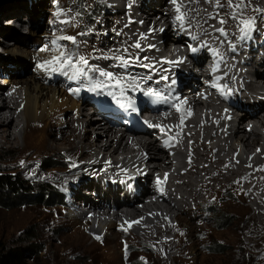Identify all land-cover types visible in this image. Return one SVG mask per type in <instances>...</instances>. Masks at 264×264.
Segmentation results:
<instances>
[{
	"label": "bare ground",
	"instance_id": "bare-ground-1",
	"mask_svg": "<svg viewBox=\"0 0 264 264\" xmlns=\"http://www.w3.org/2000/svg\"><path fill=\"white\" fill-rule=\"evenodd\" d=\"M108 1L112 11L110 14L106 7L104 13H108L111 32L99 41V46L111 54L113 48L109 49L108 44L115 47L119 43L117 33L123 35L127 46L140 43L142 50L132 47L133 56L154 67L137 66L128 71L151 76L145 88L163 90L165 95L180 97L183 103L171 98L167 103H155L139 90L129 91L127 95L136 104V111H132L119 107L107 95L86 90L72 94L66 90L77 84L37 67L51 59L53 53L39 52L29 58L22 49L26 45L21 44L23 37L18 34L24 21L16 25L21 17L7 19L2 30L9 33L0 38L1 52L7 54L0 57V145H8L15 153L17 159L12 166H21L23 170L36 166L39 178L50 180L59 193L69 197L68 237L103 242L98 264H124V249L129 242L120 240L123 233L148 244L149 255L163 256L159 247L179 242L183 222L184 233L196 238L189 244L193 254L186 264H197L202 250L197 239L209 233V227L203 228L202 223L211 225V218L200 213L203 204L238 214L239 219L227 233L240 253L238 259L264 264V242L256 252H241L242 238H247V245L259 244L264 230V87L260 86L264 80V17L255 19L251 38L241 40L240 24L230 26L224 8L216 10L214 3L205 0L195 4L180 0L189 9L186 31L175 27L177 13L170 0ZM151 2L156 5L148 6ZM217 12V19H210ZM27 13L35 22L31 11ZM67 19L60 18L56 34L36 35L32 29L29 34L36 39L74 36L78 21L61 22ZM220 19L227 21L221 26L228 34L226 37L217 31ZM10 21L12 24H6ZM102 25L106 26L107 21ZM175 35L179 38L170 40ZM11 39L13 46L7 41ZM168 40L172 44L165 46ZM189 45L198 51L193 53ZM87 51L93 54L90 46ZM164 54L168 61L182 62L165 63ZM189 54L215 57V69L221 77L218 84H227L230 94L222 96L216 89H205L198 81L204 71L202 64L193 68ZM30 63L35 71L19 77L30 68ZM109 64L113 62L108 60L106 66L101 65L113 72H123ZM255 67L262 69L258 76ZM186 70H193L195 76L194 82L184 89L180 73ZM161 76L168 79L162 80ZM172 104H177L179 111ZM147 109L153 113L151 123L159 126L152 131L161 136V143L152 140L149 131L140 125L132 126V131L122 126L124 120L135 122ZM49 156L56 159L48 161ZM127 168L136 170L139 178H130ZM85 188H95L94 194L84 191ZM122 191L124 205L119 199ZM74 197L82 199L84 205L74 202ZM109 197L111 203L107 201Z\"/></svg>",
	"mask_w": 264,
	"mask_h": 264
},
{
	"label": "rangeland",
	"instance_id": "rangeland-1",
	"mask_svg": "<svg viewBox=\"0 0 264 264\" xmlns=\"http://www.w3.org/2000/svg\"><path fill=\"white\" fill-rule=\"evenodd\" d=\"M221 2L226 4V0H221ZM103 7H107L109 13L111 14L112 10L110 7V2L108 0H80V2H78L77 0H0V22L4 27L3 24L5 23V20H7L8 18L15 19L17 18V16L21 17V20L24 21L23 24L25 25L21 29H19L18 34L19 36L23 37V41L21 44L23 43L26 44L25 46L22 45V49L25 53H27V55H29V58H33L37 53H39L38 51L39 48L43 47L44 44L45 45L50 44V42L54 38L40 37L39 39H36V37H32L29 34V29L35 31L36 35L56 34V29H58L57 26H59L57 24L61 17L69 18V16H75V14L79 12L81 13V15L75 18V20L78 21V26L75 27L76 36L74 35V37H76L77 40L80 42L79 50L86 57H93V56L99 57L101 55H110L106 52L105 49L99 46V41L104 40L105 38L104 36L108 35V33L111 32V30L109 29L111 22L108 19H106L107 17L109 18V16L106 17L108 13L107 14L101 13L99 10ZM26 9L31 11V13L34 15L33 17L35 19V22L34 20H31ZM254 9H264V0H251V3L249 4V6L247 7V9L243 14V18L247 19L251 17L256 19L258 16H261L259 14L260 12L257 13V11H255ZM223 10H224L223 13L225 14L228 20V24L230 26H235L239 24V19L233 20L231 18L232 9L225 6ZM58 11H64L67 14L64 16H58L57 15ZM228 12L230 14H228ZM5 17L7 19H3ZM26 21H28V23H25ZM103 21L105 22L107 21L106 26L102 25ZM16 25L19 24L17 23ZM125 32L127 34L129 33V31L127 30H125ZM6 33H9V31L5 32L0 28V38L5 37ZM79 33H84V34L78 35ZM121 36L123 35L118 34L116 36L117 40L120 41L119 43L115 44V47L113 44H111L112 46L108 44L110 46L109 49L113 48L112 51L116 49L119 50L121 49L122 51L123 49L128 48V52H130V54L133 55L132 52L134 50L132 46L125 45L124 44L125 39ZM12 40L13 39L7 40L10 41L11 46L14 45V42ZM32 41L33 43H31ZM70 45L67 44V47H70ZM89 46L91 47V51L93 54L88 53L87 49ZM1 51L2 50L0 49V57L7 56V54L4 55V53H2ZM45 53L46 52H40V54L42 55ZM107 61L108 60H103V59L90 60L92 64L100 65L101 67L103 66L101 64H104V66H106ZM109 61L113 62V64L115 62L113 60H109ZM32 63H30V68H28L26 72L22 71L18 76L24 78L31 75L35 71L34 69H31ZM0 67H2L1 63H0ZM10 67L12 68L14 66H10ZM70 89L71 88H69L66 91H70ZM61 90L64 91V89L62 88ZM84 112L85 114L88 115V111L86 108ZM246 123H244V125ZM89 133L92 134L93 132L89 130ZM16 159L17 158L15 153L9 148L8 145H3V146L0 145V174L16 177L30 191H33L34 189L40 186L51 189L59 196H61L64 205L56 206L54 205V202H51L49 206H43L41 204H33V205L15 206L9 208L0 207V248H9L13 245L20 244L21 242L24 241L25 237L26 238L30 237L28 233L29 229H30V234H31V230L33 229L34 231L33 233L38 238L37 242H39L38 245L39 248L42 250V253L37 255L36 257L34 256L32 260H29L28 261L29 264H98V261L101 260V258H99L100 253L104 250L103 242L97 241L92 243L93 241L92 238L88 239L83 237L78 240H72L70 239V237H68L71 232L70 230L71 224L68 221L69 220L67 215L68 211L66 208V206L71 203L68 201L69 197L59 193L58 188L52 185L50 183V180L39 178L37 176L36 166L29 167L30 169L28 168L25 170H23L21 166L19 167L12 166L13 162H15ZM46 159L48 161H52L55 160L56 158L49 156ZM78 195L84 197V195L80 194V192ZM107 201L111 203L112 198L109 197ZM200 213L211 218L210 224L212 226L209 225V222L206 221L202 223L203 228L209 227V233L205 234L206 237L201 236L200 238L197 239V243L200 245V247H202V250L199 251V261L197 264H248L245 261L242 260L240 261V259H238L240 253H238L234 249L236 247V244L233 241H231L230 237L227 235V233L231 230L234 223H236V221L239 219V217H236L238 216V214L234 216L229 212L228 213L220 212L216 207L210 204H203L201 206ZM214 213L221 215L223 220L227 219L226 220L227 225H224V227L222 228L218 227L219 224L218 220H216L213 216H211V214ZM247 217L248 216H244L245 219H247ZM185 229H186V223L183 222L181 224L180 234L178 235V240H179L178 243L171 242L167 246L163 245L159 247V249L164 252L163 256H158L154 253H152V255H149L150 253L147 249L148 244L142 241L133 240V238L129 237L126 233H123L120 237V240L122 242H129V244L124 249V254H123L124 256L122 259L123 263L124 264H131V263L132 264H186L188 263V261L190 260L189 257H191L193 254V250L190 248L189 244L191 243V241L192 242L195 241L196 238L194 236L186 235L184 233ZM262 233H263L262 240H260L259 244H256L255 242L252 245H247L245 243V240L247 238L246 237L242 238L241 252H247V253L251 251L256 252L258 251V248L260 249L261 247H263L264 230ZM169 236L171 237L172 235H168V237ZM155 243L157 244V241H155ZM209 244L213 246L220 244V247H222L225 250V252L210 254L206 251L207 245ZM168 249H171V252L170 251L167 252ZM234 256L236 257V259ZM202 258H204V262ZM158 260L161 261L158 262Z\"/></svg>",
	"mask_w": 264,
	"mask_h": 264
},
{
	"label": "snow or ice",
	"instance_id": "snow-or-ice-1",
	"mask_svg": "<svg viewBox=\"0 0 264 264\" xmlns=\"http://www.w3.org/2000/svg\"><path fill=\"white\" fill-rule=\"evenodd\" d=\"M170 2L175 6V11L177 13L175 17V23L179 25L181 30H187L185 25L190 23V19L187 16V5L180 2V0H170ZM190 3H199V0H189ZM206 3H214L215 7L222 9L225 6L232 9L231 18L233 20L239 19L241 40H247L251 38V34L255 31L256 21L254 18H243V14L251 0H226V4L222 3L221 0H205ZM257 12L261 13V16H264V9H254ZM67 13L64 11H58V16H64ZM81 13L77 12L75 16H69L67 20H62V23L72 24L73 20L80 16ZM219 12L216 16L210 17V19H217ZM221 25L227 23L226 20L220 19L218 21ZM162 31V30H161ZM217 31L222 36H227V32L224 28H219ZM84 33H79L78 35H83ZM119 34V33H117ZM144 36H141V39H144ZM193 40H196V36H192ZM71 44L72 47H67V44ZM79 41L76 37L70 35H59L54 38L50 45L46 44L43 47L39 48V52H52L53 55L51 59L45 60L44 62L37 65L38 68H41L49 73L60 74L68 78L69 81L77 84V87L71 88L70 92L72 94H79L81 90H86L88 92L95 93L96 95H107L112 98V100L119 105V107L124 109H131L136 111V104L133 98L129 97L127 93L129 91L136 92L137 90L141 91L144 96L149 97L155 103H167L170 98L183 103L180 101V97H170V95H165L163 90H155L152 87L145 88L144 85L151 80L149 75H137L128 71V69L133 67H143L150 68L147 64H143L140 60V57L133 56L129 54L128 49L125 48L122 51L117 49L111 51L110 55H101L99 57H86L79 50ZM132 47L141 49L140 43L132 45ZM190 50L193 53L198 51L197 48L189 45ZM142 50V49H141ZM235 51V48L232 49ZM91 59H104V60H113L114 64L109 65L110 68H120L123 72H113L100 65L92 64ZM144 59H147L146 57ZM182 61H165L169 64H177ZM216 69H214L215 71ZM162 80H167V76H161ZM217 80H220L221 77H217ZM172 84H175V80H172ZM211 87L215 88L222 96H227L230 94V89L227 84H218L211 83ZM171 92V89H169ZM172 107L176 108L179 111L177 104H172ZM150 127H159L158 125H151ZM163 130V129H162ZM99 239V237H97Z\"/></svg>",
	"mask_w": 264,
	"mask_h": 264
},
{
	"label": "trees",
	"instance_id": "trees-1",
	"mask_svg": "<svg viewBox=\"0 0 264 264\" xmlns=\"http://www.w3.org/2000/svg\"><path fill=\"white\" fill-rule=\"evenodd\" d=\"M77 1L80 2V0ZM99 10L101 13H104L106 11V7ZM3 19L7 18L5 17ZM0 28H4L1 22ZM51 202H54V205L56 206L64 205L61 196L51 189L40 186L33 191H30L16 177L0 174V207L9 208L33 204L49 206ZM211 216L218 220V227L222 228L224 225H227V219L223 220L221 215L214 213L211 214ZM33 232L34 231L32 229L30 234L29 229L28 233L30 237H25L24 241L20 244L13 245L9 248H0V264H29V260H32L34 256L36 257L41 254L42 250L39 248V242H37L38 238ZM206 251L210 254L225 252V250L220 247V244L215 246L209 244L207 245Z\"/></svg>",
	"mask_w": 264,
	"mask_h": 264
},
{
	"label": "built area",
	"instance_id": "built-area-1",
	"mask_svg": "<svg viewBox=\"0 0 264 264\" xmlns=\"http://www.w3.org/2000/svg\"><path fill=\"white\" fill-rule=\"evenodd\" d=\"M119 194H120V192H119Z\"/></svg>",
	"mask_w": 264,
	"mask_h": 264
}]
</instances>
